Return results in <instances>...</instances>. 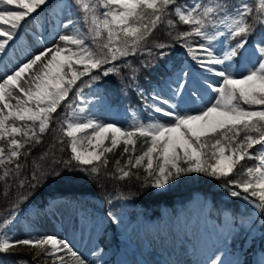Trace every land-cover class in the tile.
I'll use <instances>...</instances> for the list:
<instances>
[{
    "label": "snow or ice",
    "instance_id": "6c2138e0",
    "mask_svg": "<svg viewBox=\"0 0 264 264\" xmlns=\"http://www.w3.org/2000/svg\"><path fill=\"white\" fill-rule=\"evenodd\" d=\"M178 24L187 30L173 36ZM164 28L171 42L148 47ZM26 40L31 46L17 58V45ZM8 58L14 63H5ZM0 65V197L12 195L10 181L17 189L11 210L0 216V255L29 247L45 264H101L102 226L121 223V216L108 211L101 219L83 210L73 227L90 245L81 252L71 240L42 232L39 214L21 226L20 205L28 196L19 190L77 172L98 181L108 154L122 146L121 158H128L123 165L117 159L105 176L163 190L181 177L203 175L245 205L244 212L218 210V223L183 250L191 260L164 264H247L243 244L255 231L264 240V0H0ZM142 71L154 73L144 84ZM111 75L120 77L124 94L135 93L139 107L102 120L96 112L104 97L95 86ZM62 105L68 159L34 164L21 178V157L32 149L22 150L41 142ZM113 199L127 195L107 203ZM49 207L54 216L69 205Z\"/></svg>",
    "mask_w": 264,
    "mask_h": 264
},
{
    "label": "trees",
    "instance_id": "16d2710c",
    "mask_svg": "<svg viewBox=\"0 0 264 264\" xmlns=\"http://www.w3.org/2000/svg\"><path fill=\"white\" fill-rule=\"evenodd\" d=\"M183 30H187V26L178 24L177 28L172 30V35L174 36L176 31ZM167 32V28L154 32L152 36L149 37L148 47H151L153 42H171L170 37L166 35ZM175 53L177 58H179L181 49L178 45L176 46ZM142 58L144 57H139L135 59L134 62L138 63V59ZM129 59L133 58L129 57ZM124 74H127L126 71ZM152 75H154V73ZM152 75H150L148 71H142L140 76L141 83H146L147 80L152 78ZM97 85L102 88L103 96L113 106L126 107L131 105L132 107H139L135 93L129 90L127 94H124L121 91L123 85L120 83V77L111 75L104 78ZM84 91L86 93L89 90L88 88H85ZM71 98L70 94L69 99ZM58 112L59 115L54 116L49 131L42 135L41 142L34 145L30 144L22 150L27 152L29 148L32 149L31 155L27 158L23 156L21 157L20 162L25 165L21 178L31 174L34 170V164L46 168L53 159H68L70 155V151L67 148L68 138L64 137L63 133L60 131V123L63 121L66 114L63 105L58 109ZM60 139L65 141L64 145L57 142ZM53 144H55V148L52 147ZM62 146L65 149L63 152L60 151ZM121 151L122 146L121 148L116 149L113 153L108 154L109 165L107 169H101L98 181L93 182L85 173L77 172L71 173V175L75 177L73 179L57 180V182H51V180H49L47 183L42 181L35 189H30L27 185L24 189H20L19 191L21 194L28 196V200L20 205L22 212L19 219L23 220L24 213L31 207H36L44 213L49 205L52 204V201L57 199H62L68 202L77 211L86 210L87 213H90L95 217L97 214L105 216L108 211L118 214L121 209V204L124 201L128 204L139 206L145 213L157 216L162 206L169 208L181 207L190 201L192 196L196 193L203 195L210 201V217L213 219L218 220V210L225 208L236 209L239 212L245 211V205L242 202L229 198L224 190L219 187L220 181H216L213 178L203 175L192 174L190 176L181 177L179 181L172 182L163 190H156L153 188L144 189L141 187V181L135 179L120 181L105 176L106 172H114L113 165L117 159H120L121 165H123L124 161L128 158L127 155L121 158ZM141 151L140 142L138 141L136 154H139ZM45 153L48 155L41 159ZM255 163V161H247V165L249 166L254 165ZM141 175H143L142 171ZM10 183L12 184V195H10L7 200L0 197V216L6 215L7 212L11 210L12 203L16 198V181H10ZM2 190L3 182H0V191ZM121 193L126 194L127 199H113L111 205L107 203L108 198H112ZM111 224L112 223H110V225ZM248 239L250 242L246 245L248 242L247 240V242L243 244L241 259L245 260L247 263H251L256 250H260L264 245V240H261L259 231L256 233V238L253 239V237H249ZM239 243L240 242L238 241L237 246H239ZM102 245L105 247L104 244ZM19 258L18 255L14 254L0 255V260H3L4 264H14V261L18 262V264H23V261H27H20ZM28 264L32 263H29L28 261Z\"/></svg>",
    "mask_w": 264,
    "mask_h": 264
},
{
    "label": "rangeland",
    "instance_id": "374dc122",
    "mask_svg": "<svg viewBox=\"0 0 264 264\" xmlns=\"http://www.w3.org/2000/svg\"><path fill=\"white\" fill-rule=\"evenodd\" d=\"M58 2L63 3L66 1L59 0ZM49 40H51V38H49ZM30 46L31 41L28 40H26L23 45L18 44L17 47L19 51L16 53L17 58L23 54L24 49ZM5 63H14V61L8 58L5 60ZM3 71L4 66L0 65V72ZM88 90L89 91L86 93L92 91L91 89ZM95 90L102 96V88L99 85L95 86ZM122 110L118 113L117 108L110 105L104 99V104L99 106L96 114L102 120H119ZM52 204H65L69 205V207L62 208L61 211L56 212L54 216L51 214L52 209L48 207L46 210L47 220L43 213H40L34 208L29 209L25 213L24 220L20 221L21 226L26 222L36 219L39 214L40 219L38 223L42 232L48 234L55 233L60 237L67 238L71 240L75 247L81 252H86V245L90 246L87 238L81 241L78 233L74 236V225H71L74 216H77L76 223H78L79 215H81L83 211L75 210L69 203L62 200L53 201ZM209 210L210 203L202 195L198 194L194 195L192 200L182 208L170 209L163 207L160 210L159 216L154 219L151 218L149 214L142 212L139 207L124 202L118 214L122 217V222L114 224V228H110V230L105 228L108 221H105L102 226L103 235L109 238V246H111L112 243L113 246L104 249L101 264H153L152 260H149L148 254H155L151 251L157 249L160 242H168L170 246L177 248L180 243H186L187 236L192 235L197 238L203 231L211 229L213 224L218 223L209 217ZM97 217L103 219L101 215H97ZM165 221H167V225H164ZM16 231L19 236L24 235L23 227L17 228ZM193 233L195 235H193ZM116 239L118 240V245L114 246L115 242L113 241ZM182 247L183 245L178 251L180 254L183 252V250H181ZM12 252L14 255L20 257V261L27 260L32 264H45L43 259H34L35 250L29 247H17L13 249ZM168 255L170 257H175L171 249L168 251ZM151 257L153 259L155 258V261H162L163 264L167 261L159 255L157 257L151 255ZM262 260H264V246L262 247V251H257L252 264H261Z\"/></svg>",
    "mask_w": 264,
    "mask_h": 264
},
{
    "label": "bare ground",
    "instance_id": "6f19581e",
    "mask_svg": "<svg viewBox=\"0 0 264 264\" xmlns=\"http://www.w3.org/2000/svg\"><path fill=\"white\" fill-rule=\"evenodd\" d=\"M164 225H167V221L164 222ZM196 242H197L196 238L194 236H192V235L187 236L186 237V243H180V245L177 246V248L172 247V246L169 245L168 242H164L163 241V242L159 243V246H158L157 249L151 251V252H154L155 254H148V258H149V260H152L153 264H163V263H162V261H155V258L153 259L151 257V255L155 256V257H157L159 255V256L165 258L167 261L174 260V259H188V260H191L192 257L190 255L189 256H185V255H183V252L180 254V253H178V251L180 250V247L182 245H183V247H182L181 250H184V249H189L190 250L189 245L193 244V243H196ZM170 249L174 252L175 257H170L168 255V251Z\"/></svg>",
    "mask_w": 264,
    "mask_h": 264
}]
</instances>
